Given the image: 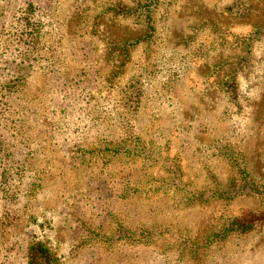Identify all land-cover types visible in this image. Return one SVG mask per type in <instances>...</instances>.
<instances>
[{
    "label": "rangeland",
    "instance_id": "obj_1",
    "mask_svg": "<svg viewBox=\"0 0 264 264\" xmlns=\"http://www.w3.org/2000/svg\"><path fill=\"white\" fill-rule=\"evenodd\" d=\"M0 264H264V0H0Z\"/></svg>",
    "mask_w": 264,
    "mask_h": 264
}]
</instances>
